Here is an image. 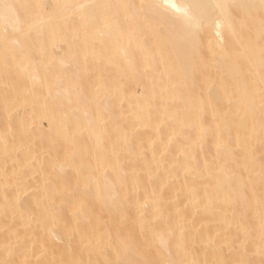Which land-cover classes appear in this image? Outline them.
<instances>
[{"label": "bare ground", "instance_id": "1", "mask_svg": "<svg viewBox=\"0 0 264 264\" xmlns=\"http://www.w3.org/2000/svg\"><path fill=\"white\" fill-rule=\"evenodd\" d=\"M163 2L0 0V264H264V0Z\"/></svg>", "mask_w": 264, "mask_h": 264}, {"label": "snow or ice", "instance_id": "2", "mask_svg": "<svg viewBox=\"0 0 264 264\" xmlns=\"http://www.w3.org/2000/svg\"><path fill=\"white\" fill-rule=\"evenodd\" d=\"M161 6L164 7V8H170V9L176 11V12H181V8L178 7L175 3L170 2V0H164L163 4H162ZM80 7H84V6L81 5ZM216 7L219 8V7H222V5H219V4H218ZM183 15H184V16H187L188 14H187V12L185 11V12L183 13Z\"/></svg>", "mask_w": 264, "mask_h": 264}, {"label": "rangeland", "instance_id": "3", "mask_svg": "<svg viewBox=\"0 0 264 264\" xmlns=\"http://www.w3.org/2000/svg\"><path fill=\"white\" fill-rule=\"evenodd\" d=\"M3 118L1 117V120H0V124H2L3 125V120H2ZM2 121V122H1ZM46 124V122H44V125ZM2 125H0V126H2ZM47 125V124H46ZM45 125V126H46ZM8 168H11L9 165H8ZM7 167H5V170H9ZM31 181V183H32V180H30ZM37 246V245H36ZM36 246H34V247H36Z\"/></svg>", "mask_w": 264, "mask_h": 264}]
</instances>
